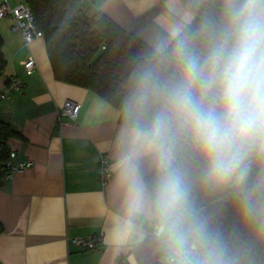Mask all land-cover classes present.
<instances>
[{
  "label": "crops",
  "instance_id": "obj_1",
  "mask_svg": "<svg viewBox=\"0 0 264 264\" xmlns=\"http://www.w3.org/2000/svg\"><path fill=\"white\" fill-rule=\"evenodd\" d=\"M83 11L104 12L153 49L167 35L163 25L178 19L169 0H93ZM190 16L192 21V10ZM0 36L6 60L0 91L11 75L24 82L21 91L0 98V120L22 135L7 139L13 162H31L0 186V264H167L170 244L154 235V218H137L136 235L126 243L112 239L114 220L123 214L122 195L113 173L103 181L98 169L104 155L111 167L114 162L125 126L118 110L93 90L56 79L43 36L24 43L9 16L0 17ZM27 55L36 62L30 73L23 68ZM67 98L80 103L74 119L59 115ZM142 170L144 176L156 171L148 158ZM86 235L99 237L95 248L69 242Z\"/></svg>",
  "mask_w": 264,
  "mask_h": 264
},
{
  "label": "clouds",
  "instance_id": "obj_2",
  "mask_svg": "<svg viewBox=\"0 0 264 264\" xmlns=\"http://www.w3.org/2000/svg\"><path fill=\"white\" fill-rule=\"evenodd\" d=\"M200 2L169 0L178 19L163 25L167 35L154 53L177 71L161 79L145 67L135 76L111 167L123 212L114 220L113 242L136 235L137 218H154V235L170 244L167 264H225L220 254L194 260L193 241L203 238V226L190 219L189 188L175 164L176 135L203 156L209 181L243 183L251 157L264 159V0H219V20L205 18L194 33L190 13ZM197 36L208 41L203 54ZM152 103L159 107L145 122ZM145 158L157 172L151 190Z\"/></svg>",
  "mask_w": 264,
  "mask_h": 264
},
{
  "label": "trees",
  "instance_id": "obj_3",
  "mask_svg": "<svg viewBox=\"0 0 264 264\" xmlns=\"http://www.w3.org/2000/svg\"><path fill=\"white\" fill-rule=\"evenodd\" d=\"M42 30L45 49L56 79L89 88L119 112L126 125L125 102L135 76L145 67L157 70L161 79L177 71L175 64L154 53V49L127 32L104 12L84 13L81 0H24ZM219 0H201L192 9L194 33L205 18L219 20ZM208 41L197 36L195 47L206 52ZM0 36V75L6 60ZM159 104L152 103L143 119H151ZM22 137L0 120V186L10 156L7 139ZM247 178L238 186L233 181L206 178L207 163L182 134L175 137V164L189 188L190 219L203 226V238L194 240L196 256L220 254L225 264H264V159L253 155ZM151 190L157 172L145 175ZM251 207L252 211H249ZM3 225L0 222V234ZM156 264H166L159 260Z\"/></svg>",
  "mask_w": 264,
  "mask_h": 264
},
{
  "label": "built area",
  "instance_id": "obj_4",
  "mask_svg": "<svg viewBox=\"0 0 264 264\" xmlns=\"http://www.w3.org/2000/svg\"><path fill=\"white\" fill-rule=\"evenodd\" d=\"M93 0H81V2L90 3ZM9 16L13 19V26L19 30L24 43L28 44L34 38L43 36L42 30L37 26L34 15L25 1H19L14 4H10L6 0L0 3V17ZM36 67L35 59L32 55H27L23 60V68L26 73H30ZM24 86V82L21 77L17 75H11L7 78L6 84L0 91V98H7L12 93L21 91ZM80 109V103L72 100L65 99L61 104L58 112L60 116H65L70 119H74ZM14 153H10L9 159L6 161L8 170L5 177H9L16 170H21L28 165L30 161L13 162L12 157ZM99 176L101 180H108L111 175V162L107 156H102L99 161ZM99 241L98 236L86 235V236H74L69 238V242L79 248H95ZM168 261V253L166 255Z\"/></svg>",
  "mask_w": 264,
  "mask_h": 264
},
{
  "label": "water",
  "instance_id": "obj_5",
  "mask_svg": "<svg viewBox=\"0 0 264 264\" xmlns=\"http://www.w3.org/2000/svg\"><path fill=\"white\" fill-rule=\"evenodd\" d=\"M232 183H233L234 186H238V184H239V183L236 182V181H233ZM194 247H195V245H194Z\"/></svg>",
  "mask_w": 264,
  "mask_h": 264
}]
</instances>
